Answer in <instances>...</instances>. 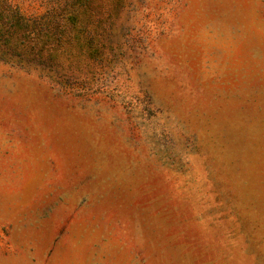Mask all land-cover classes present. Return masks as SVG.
<instances>
[{
  "label": "rangeland",
  "instance_id": "obj_1",
  "mask_svg": "<svg viewBox=\"0 0 264 264\" xmlns=\"http://www.w3.org/2000/svg\"><path fill=\"white\" fill-rule=\"evenodd\" d=\"M0 264H264V0H0Z\"/></svg>",
  "mask_w": 264,
  "mask_h": 264
}]
</instances>
